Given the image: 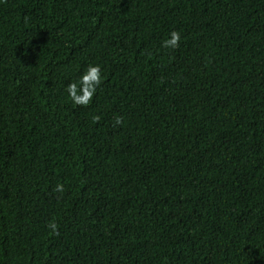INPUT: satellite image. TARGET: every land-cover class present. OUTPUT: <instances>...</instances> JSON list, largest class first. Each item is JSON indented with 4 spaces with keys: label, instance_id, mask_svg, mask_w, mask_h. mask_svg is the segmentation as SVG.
<instances>
[{
    "label": "trees",
    "instance_id": "obj_1",
    "mask_svg": "<svg viewBox=\"0 0 264 264\" xmlns=\"http://www.w3.org/2000/svg\"><path fill=\"white\" fill-rule=\"evenodd\" d=\"M0 264H264V0H0Z\"/></svg>",
    "mask_w": 264,
    "mask_h": 264
},
{
    "label": "clouds",
    "instance_id": "obj_2",
    "mask_svg": "<svg viewBox=\"0 0 264 264\" xmlns=\"http://www.w3.org/2000/svg\"><path fill=\"white\" fill-rule=\"evenodd\" d=\"M182 37L180 32L171 31L169 38L162 41V46L168 49H175L179 46ZM103 81L101 66L99 64H89L87 70L79 77L77 82L69 83L66 92L71 102L76 105L87 106L93 99L97 89ZM116 123H121V118H116ZM56 191L63 192L62 184L56 185ZM49 227L55 231L57 225L50 223Z\"/></svg>",
    "mask_w": 264,
    "mask_h": 264
}]
</instances>
